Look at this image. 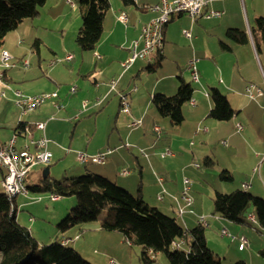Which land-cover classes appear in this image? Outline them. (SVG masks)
I'll return each instance as SVG.
<instances>
[{
  "label": "crops",
  "instance_id": "obj_1",
  "mask_svg": "<svg viewBox=\"0 0 264 264\" xmlns=\"http://www.w3.org/2000/svg\"><path fill=\"white\" fill-rule=\"evenodd\" d=\"M122 1L126 9L120 11L128 15V23L120 22L125 27L115 25L106 31L104 22L103 37L94 52L82 51L75 42L81 28L82 15L81 9L74 1L73 4H69L67 0H48L46 5L39 9L37 18L19 26L20 31H17V34L24 30L25 36H20L22 35L20 33L18 37L25 40L21 41L24 46L30 47L33 43L38 61L34 63L35 58L32 55L30 57L32 63L23 60L20 62V69L13 65L23 79L17 91L26 96L57 93L58 98L48 101L45 106L29 115H19L18 128L13 129L14 136H17L16 147L19 149L20 139L24 138L25 149L29 148L30 152L32 147L36 149L34 142L38 141L43 133L38 131L34 124L45 123L52 158L57 156L61 159L66 153L77 156L78 152L96 157L111 149V154L106 155L101 164L91 163L99 166L97 172L93 173L108 178L131 193H140L145 202H154L158 209L166 202H169L174 212H177L178 207L185 208L186 214L181 219L187 230H191L194 226H199V216L203 214L198 213L195 206L187 207L182 200L185 187L182 177L204 175L193 170L191 161L197 154L193 149L189 151L186 144L195 149L196 142L199 141L212 150L213 143L220 141L224 148L219 149L226 162L222 164V159L211 150H204L198 156L214 158L219 168L222 164L220 169L238 171L245 175L246 180L250 181V184L246 185L249 192L264 190V130L261 121L264 114V96L259 95V103H256L245 94V91L250 89L248 85L250 81L264 85V42L261 34L257 32V20L264 19V0H213L204 12L205 15L195 21L187 15H176L164 30L162 67L153 73L147 71L151 64L143 67L138 65L137 61L126 72L122 65L130 58L132 43L139 39L142 28L156 17L151 9L159 4V0H129L127 3ZM209 12H220L222 16L207 18L206 14ZM230 30L246 33L247 43L240 44L230 39L228 37ZM186 31L192 34V39L185 37ZM65 33L72 34L73 43L70 45L65 42ZM56 34H60L61 40L55 39ZM38 40L41 42L39 47L35 46ZM33 49L30 50L32 54ZM4 51L11 53L9 49ZM68 55L73 57L71 61L73 66L65 73L57 64ZM179 56L186 59L184 63L182 62L183 66L180 64ZM46 59L50 62L48 68L43 66ZM192 61L198 62L196 67L199 73V82L196 83L199 89L196 100L193 99L195 106L191 104V111L183 112L185 121L181 127H173L171 122L161 119L160 114L152 109V99L158 93L169 97L176 95L180 87V78H183L178 76V71L185 69L190 71L189 64ZM169 62L177 64L178 69L173 68L171 74L163 76L153 86H148L149 80L144 81L141 78L143 73L152 75L161 71ZM119 78L117 92L111 91L109 84ZM2 79L8 87L13 82L7 71L3 73ZM91 79L95 85L94 90L87 85V81ZM183 79L185 82L189 81V78ZM137 81L142 82V89L136 86ZM163 81L167 82L164 84V90H161ZM74 83L80 85L83 90L79 96L68 101L66 94L70 85L76 88V92L72 93H79V88ZM213 88L225 95L232 108L238 111L231 121L219 122L209 118L213 109L210 97ZM12 89L15 91V88ZM261 92L264 95V92ZM113 94L118 97L116 104L110 101ZM122 95L128 96L130 115L121 111ZM90 96L92 100L97 99L101 106L95 107L94 103L85 116L100 107L104 113L112 111L113 107L115 113L117 112L112 127L110 126L101 136L99 150L91 149V142L85 150L74 141L77 128L81 125L79 122L84 115L79 113L86 104L83 98ZM25 117L32 123L35 122L32 127L27 125V121L22 120ZM54 117H59V120H52ZM108 118L110 120L111 116ZM136 121H142L140 129L131 127ZM21 122L23 127H20ZM74 123L67 148L65 142L61 140L63 126L65 125L67 130ZM159 125H162V128ZM237 125L243 128L240 133ZM155 126L161 128L160 136L155 133ZM168 149L173 153L172 156H165ZM176 165L179 166L181 174L174 171ZM125 172L128 174L124 175ZM185 215L189 217L186 218ZM212 216L214 217L211 219L212 223L204 216L208 228L222 231L226 227L231 229L226 220L213 213ZM206 238L209 244L208 234ZM67 240L68 238L64 241L65 244Z\"/></svg>",
  "mask_w": 264,
  "mask_h": 264
},
{
  "label": "trees",
  "instance_id": "obj_2",
  "mask_svg": "<svg viewBox=\"0 0 264 264\" xmlns=\"http://www.w3.org/2000/svg\"><path fill=\"white\" fill-rule=\"evenodd\" d=\"M48 0H0V49L7 36L16 31L23 23L39 16V9ZM129 0H124L128 2ZM82 26L76 37L77 46L85 52H94L100 43L104 22L111 9L110 0H78ZM257 32L264 42V19L257 20ZM228 37L237 43L245 44L247 34L239 30H230ZM38 40L35 46L39 47ZM164 56L158 53L147 71L156 72L162 67ZM195 90L191 84L180 78V87L176 95L169 97L157 94L152 104L163 118H168L173 127H181L185 121L183 108L194 99ZM213 109L209 118L219 121H231L238 111L234 110L218 89L210 91ZM23 127V123H20ZM211 158H205L204 166H214ZM0 167L2 182L6 173ZM223 182L232 183L233 175L224 170L219 176ZM28 179V178H27ZM30 193H50L60 198L75 197L77 205L60 224L63 234L75 226H83L101 221V230L122 235L131 247H140V260L145 264H156L158 255H165L169 264H222V259L208 248L206 226L184 229L176 218L163 214L160 209L151 207L142 195H133L125 188L108 178L87 170L83 176L57 181L45 174L40 184L28 186ZM15 199L0 192V264H91L73 247L58 239L49 245H40L29 229L18 222ZM249 206L254 208L256 222L264 227V199L250 192L237 190L231 194L216 193L214 212L233 224H246L242 213ZM66 239V238H65ZM187 247L183 250V247ZM264 256V251L261 252ZM236 264H247L244 261Z\"/></svg>",
  "mask_w": 264,
  "mask_h": 264
},
{
  "label": "rangeland",
  "instance_id": "obj_3",
  "mask_svg": "<svg viewBox=\"0 0 264 264\" xmlns=\"http://www.w3.org/2000/svg\"><path fill=\"white\" fill-rule=\"evenodd\" d=\"M73 1L76 3V6L80 9L78 0ZM110 4L111 9L109 10L105 19L106 31H109L115 25H119L121 27L124 26L117 19V14L119 12H122L120 10L126 9V6L124 5L123 1L110 0ZM17 31H20V28H18L16 31L10 33L7 36L4 46L0 49V76L2 75L3 77V73L7 71L8 77H11L13 79V82L8 87L3 82L4 78H0V142L3 145L8 144L5 142L8 141L9 138L14 137L13 129L18 128L17 119L19 115L22 114L24 116L22 110L17 105L18 99L16 97V92H18L17 90H19L18 88H20L23 79L22 75H19L18 69H15L13 65L18 66L20 69V62H22L23 60L27 62L31 61L32 63V59L30 58L32 55L35 58L34 63L38 61L35 49H33V43L30 45V47L24 46L21 41L25 40L21 39L22 37H18L20 33L22 34L20 36H25L23 32L24 30H22L18 34ZM71 35L72 34L70 33H65V42L67 43V45H70L71 42L73 43ZM59 37L60 34H56L55 39L57 41L61 40V38L59 39ZM25 48L26 50H28L27 53ZM4 49H9V51H11V53H14V55L9 53L8 51H4ZM32 49L33 54L32 52H30V50ZM3 52H8L13 59L9 64L11 66L9 68H7L1 62V55ZM46 55L49 57L48 53H46ZM66 58L64 60H61V63L57 64L58 67H62V69H64L65 73H67L69 69H71V67L73 66L71 61H67ZM179 58L181 60L180 64L183 66V63L186 61V59L182 56H179ZM47 60L49 59H46V63H43L44 68L49 67L50 62ZM138 65L147 67L148 63L139 60ZM173 68L178 69L177 64L169 62L166 64V66H164L161 71L152 75H147L143 73V76L141 78L144 79V81L146 79L147 81L149 80L148 86L151 87L155 82H157V80L161 79L163 76L171 74ZM178 76H182L185 79L189 78V81H187V83L191 84L194 88V99L196 100L197 90L199 89V87L193 80L191 72L187 69H185V71H178ZM166 82L167 81H163L161 83V90H164L163 88ZM87 85L92 90H94L95 85L93 84V79L88 80ZM248 85L250 91H245V94L250 99L254 100L256 103H259V95L264 96L261 92H264V85H260L256 81H250ZM75 86L79 88V93H72L73 85H70L66 94V99H68V101H71L72 99H74V97L79 96L81 94V91L83 90L80 85L75 84ZM136 86H138L139 89H142V82L137 81ZM12 88H15V91H13ZM64 88L66 87L64 86ZM83 99L85 100L84 102H86L87 107L83 106V108H81L79 111V113L81 112L80 115H84L79 122L81 123V125L77 128L74 141L76 144H79L80 147L85 150L88 146V143L91 142L90 148L94 150H99V147L101 145V136L103 135V133H105L107 129L110 128L112 122L115 120L117 112L115 113V109L113 107L112 111L104 113L101 112L100 107L91 113H87L85 116V113L92 109L94 103L95 107L101 106V104H98L99 102H97V99L92 100L91 96L89 98L84 97ZM117 99L118 97L113 94L110 101L116 104ZM46 104H44L43 106H45ZM235 104L237 106V103ZM152 109H154V111H157L154 106ZM187 110L191 111V103H188L184 106L183 112L186 113ZM16 116L17 118L15 119ZM108 116H111L110 120ZM161 119L166 120L170 123V120L168 118L161 117ZM22 120L27 121V125L29 127H32V124L35 123H32V121L28 117H25V119ZM52 120H59V117H54V119ZM261 121L263 123L262 126L264 130V114L261 116ZM74 125L75 123L73 125H70L67 130L66 126H63L64 130L62 131L63 135L61 136V140L65 142V146L67 148H69V142L72 136V130ZM159 126L161 127L162 125ZM149 135H151V132L149 133ZM30 141L31 139H29L28 143H30ZM24 143V138H21L18 146V148L20 149H18L19 151L25 150V145H23ZM185 146L188 147L189 151L193 149V152L197 154L196 157H193L194 159L191 161L193 170L195 172L203 174L204 176H183L182 179L184 180V186L185 180H189V195L194 201L193 207L195 206V210H197L198 213L203 214V216H199L200 219L205 218L204 216H207V220L212 223L211 219L214 218L212 216V213L214 212V199L216 193L231 194L237 190L249 192L247 190L248 188L246 187V185L250 184V181H248V179L246 180V176L241 175V173H238V171H229L234 177V181L232 183L223 182L220 180L219 176L221 172L224 171V169L220 168L222 167V164L226 162V158L224 157V155H221L220 149L224 148V146L220 141H216L213 143L212 150L208 146L201 144L199 141L196 142L195 149L192 148L190 144H186ZM204 150H211V152L216 154L219 159H222V164L220 168L214 158L212 159L215 163L214 166H204L205 158L198 156L199 154L201 155V152ZM36 152L37 149L32 147L31 153L35 154ZM196 164L199 166V168L196 167ZM98 167V165L95 166L91 163L88 165H84L83 163L77 160V157L74 154L66 153L62 156L61 159H59L57 156L52 158V161L49 165H40L32 168L30 176H28L27 179V185L33 186L36 184H40L41 179L46 174L47 169H49L48 174H50L53 179L57 181H65L68 179L83 176L87 173V170L91 172H97ZM178 167L179 166L176 165L174 167V171L179 172L180 168ZM3 171L6 173L5 170ZM146 188H148V186ZM0 192H3L1 172ZM250 193L255 197L264 199V190L254 192L250 191ZM132 194L135 196L138 195L136 193ZM146 203L149 204L151 207L157 208L155 207L154 202L146 201ZM168 203L169 202H166V204H161V208L159 207L160 211L169 217L176 218L178 223L184 229H187L185 224L183 223V220L181 219V216L177 213L180 207H178L177 212H174ZM15 204L18 211V222L22 226L30 230L32 236L40 245H49L51 243H54L58 239L62 240V238H64V240H66L65 238H68V240L66 241L67 245L77 250L83 256V258L91 264H111V261H113L114 264H145L140 260L142 250L140 247H131L127 242H125L122 235L120 234L110 233L101 230L100 224L105 217V213L100 216L97 222H93L83 226H75L74 228L67 231V233L63 234L59 229V224L65 218H67L68 215L71 214L72 210L76 207L77 202L75 197H65L60 198L58 201H53L52 195L50 193H33L30 191L28 196H17ZM185 217L187 218L189 216L185 215ZM251 217H255L253 206L247 207L242 213V219L245 221L246 224H233L226 221V223L231 225V229L228 227H226L225 229L230 233L229 237H223L221 229L206 227L205 232L206 234H208L209 239L208 248L212 252H214L219 258L222 259V264H236L241 261H244L247 264H264V256L261 254V252L264 251V227L260 226L257 222L253 221ZM193 228H195V226ZM232 237H235L237 239L233 241ZM240 237H245L250 244V246L246 247V249L244 250H239L241 244L239 241ZM186 248L187 247L184 246L182 249L186 250ZM156 264H169V261L165 255H158Z\"/></svg>",
  "mask_w": 264,
  "mask_h": 264
},
{
  "label": "built area",
  "instance_id": "obj_4",
  "mask_svg": "<svg viewBox=\"0 0 264 264\" xmlns=\"http://www.w3.org/2000/svg\"><path fill=\"white\" fill-rule=\"evenodd\" d=\"M213 0H159V4L152 7L153 13L156 14V17L146 26L142 28L140 37L138 40L132 43L131 47V56L130 58L123 63L124 71H128L137 61L142 60L148 64H153L156 60L157 54L162 52L164 47V30L166 26L169 25L173 17L176 15H187L194 21L204 16V12L209 8ZM69 4H73V0H67ZM207 18H218L222 16L220 12H209L206 14ZM118 21L127 24L128 15L125 12L118 13ZM184 35L188 39H192V34L190 32H184ZM67 61H72V56H67ZM3 64L9 68V64L12 61V57L8 52H5L4 56L1 57ZM197 61H192L189 64V69L192 75L193 80L199 82V73L196 67ZM119 79L111 81L109 86L111 91H116ZM137 89H135L136 91ZM250 91V89H248ZM72 92H76V88H72ZM54 95L57 93H44L35 96H26L22 93H17V105L20 107L24 115H29L39 108H41L45 103L50 100H54ZM191 104L195 106V103L192 101ZM87 104L84 105L86 107ZM121 111L124 114L130 115L131 109L127 95L121 96ZM39 124L40 132L43 133L42 137L34 142L37 152L32 154L29 148H26L23 151H19L16 147L17 145V136H14L8 144H1L0 149L2 150L3 155V169L6 171V177L2 182V185H5L13 197L16 198L19 195L28 196L29 191H26L27 178L30 175L32 168L40 165H49L52 161V154L49 151V140L46 137V124L45 123H36ZM142 126V121H136L131 124L133 129H137ZM237 130L240 133L243 128L241 125H237ZM154 131L157 135H161L162 131L159 126H155ZM225 144V143H224ZM111 149H107L105 154H99L96 157H90L85 153H77V160L84 165L93 163L101 164L105 159L106 155L111 154ZM173 153L168 149L165 153V156H172ZM196 167L199 166L196 164ZM128 173L125 172L124 175ZM162 181V180H161ZM190 181L185 180V189L182 193V200L186 203L187 207H192L193 199L189 195ZM162 199V197H160ZM53 201L59 200V197L52 196ZM185 208L180 207L178 214L182 217L185 214ZM193 213V212H192ZM252 220H255L254 217H251ZM200 223L207 225L204 218L200 219ZM223 237H229L230 233L227 230L222 231ZM237 238L232 237V240ZM240 241V250L246 249L249 247V241ZM114 264V262H111Z\"/></svg>",
  "mask_w": 264,
  "mask_h": 264
},
{
  "label": "bare ground",
  "instance_id": "obj_5",
  "mask_svg": "<svg viewBox=\"0 0 264 264\" xmlns=\"http://www.w3.org/2000/svg\"><path fill=\"white\" fill-rule=\"evenodd\" d=\"M153 12V10H152ZM161 53V52H160ZM5 52L2 53L1 57L4 56ZM2 62V61H1ZM3 63V62H2ZM0 78H2V76H0ZM17 93H21V92H16V97H17ZM58 98V95H54V100ZM35 127L38 131H40V127H39V124H35ZM0 167L3 169V155H2V150L0 149ZM3 187V191L4 193L11 199H14L13 197V194L8 190L6 189L5 185H2ZM26 191H28V187H27V184H26ZM194 203V202H193ZM193 206V205H192ZM193 212V211H192ZM178 213V212H177ZM194 213V212H193ZM255 218V217H254ZM256 220V219H255ZM254 221V220H253ZM207 227V225H205ZM241 241H248L245 237H241ZM113 262V261H111Z\"/></svg>",
  "mask_w": 264,
  "mask_h": 264
},
{
  "label": "water",
  "instance_id": "obj_6",
  "mask_svg": "<svg viewBox=\"0 0 264 264\" xmlns=\"http://www.w3.org/2000/svg\"><path fill=\"white\" fill-rule=\"evenodd\" d=\"M48 172H49V169L46 170V174H48ZM44 176H45V175H44Z\"/></svg>",
  "mask_w": 264,
  "mask_h": 264
}]
</instances>
